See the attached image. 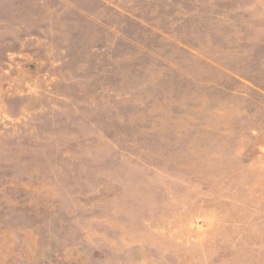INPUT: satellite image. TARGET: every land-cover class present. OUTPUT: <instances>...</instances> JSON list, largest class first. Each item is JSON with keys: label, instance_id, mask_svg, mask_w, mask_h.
<instances>
[{"label": "rangeland", "instance_id": "rangeland-1", "mask_svg": "<svg viewBox=\"0 0 264 264\" xmlns=\"http://www.w3.org/2000/svg\"><path fill=\"white\" fill-rule=\"evenodd\" d=\"M0 264H264V0H0Z\"/></svg>", "mask_w": 264, "mask_h": 264}]
</instances>
